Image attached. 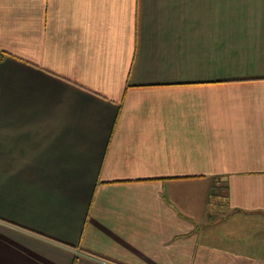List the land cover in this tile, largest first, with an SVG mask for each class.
I'll return each mask as SVG.
<instances>
[{
  "label": "crops",
  "instance_id": "obj_1",
  "mask_svg": "<svg viewBox=\"0 0 264 264\" xmlns=\"http://www.w3.org/2000/svg\"><path fill=\"white\" fill-rule=\"evenodd\" d=\"M0 264H264V0H0Z\"/></svg>",
  "mask_w": 264,
  "mask_h": 264
}]
</instances>
